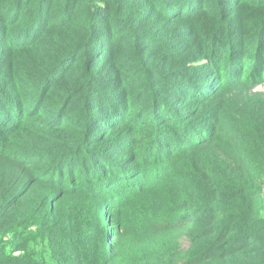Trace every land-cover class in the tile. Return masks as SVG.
<instances>
[{"label": "trees", "instance_id": "obj_1", "mask_svg": "<svg viewBox=\"0 0 264 264\" xmlns=\"http://www.w3.org/2000/svg\"><path fill=\"white\" fill-rule=\"evenodd\" d=\"M244 7L264 0H0L6 264H264V95H241L264 31Z\"/></svg>", "mask_w": 264, "mask_h": 264}, {"label": "rangeland", "instance_id": "obj_2", "mask_svg": "<svg viewBox=\"0 0 264 264\" xmlns=\"http://www.w3.org/2000/svg\"><path fill=\"white\" fill-rule=\"evenodd\" d=\"M237 20L240 21L241 27L243 30L248 32L250 35L254 37H258L260 35H263L264 33L260 34V32L264 31V8H249V7H244V10L239 12L237 15ZM251 52V49H249L248 54ZM247 58V57H245ZM258 70V68H256ZM254 69L251 72V69L249 68L247 61L244 64V70H242V76H241V81L243 83H246L248 86V91H250L248 94H241V95H246L250 96L253 94H259V95H264V74L261 76H258L257 70ZM5 71V69H4ZM249 81V83L247 82ZM239 95V94H237ZM253 188H255L258 191V199H261L264 201V184H261L260 186L255 183L253 185ZM105 209V210H104ZM99 216L98 220L101 222H105L106 226L113 225L112 219H111V214L109 212H112L113 210L111 208H103L99 207ZM105 211V212H104ZM23 230V229H20ZM19 234L20 232L16 233H10V234H5L4 237H1L0 239V264H6L9 260L20 256V252H14L15 249L14 247L17 246V242L19 241ZM23 236L29 235L27 238V247L28 251H36V258L37 260H40V252L43 254V250L49 254V250L46 247L43 248H37L38 247V241H34L33 237L36 236V230L35 227L31 228L29 231L23 232ZM181 243L183 248L187 247L186 239L184 237L181 238ZM45 246V244H43ZM132 249L131 244L126 245V251H130ZM45 263L47 260V256L44 258Z\"/></svg>", "mask_w": 264, "mask_h": 264}]
</instances>
